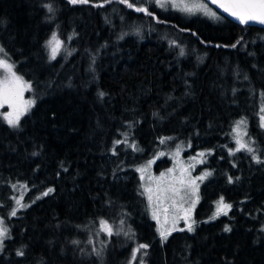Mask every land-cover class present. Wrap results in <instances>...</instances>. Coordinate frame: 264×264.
Returning <instances> with one entry per match:
<instances>
[{
	"label": "trees",
	"instance_id": "16d2710c",
	"mask_svg": "<svg viewBox=\"0 0 264 264\" xmlns=\"http://www.w3.org/2000/svg\"><path fill=\"white\" fill-rule=\"evenodd\" d=\"M129 2L0 0V48L36 96L17 127L0 116V208L15 185L39 196L6 218L0 264H98L97 248L111 264H264V27ZM244 119L252 150L229 153ZM185 143L213 151L196 215L233 205L162 242L137 167Z\"/></svg>",
	"mask_w": 264,
	"mask_h": 264
},
{
	"label": "rangeland",
	"instance_id": "374dc122",
	"mask_svg": "<svg viewBox=\"0 0 264 264\" xmlns=\"http://www.w3.org/2000/svg\"><path fill=\"white\" fill-rule=\"evenodd\" d=\"M147 3H153L157 9L160 10H173L177 11L185 16H207L214 19H217L219 16L216 11L205 1V0H164L162 6L157 5L156 0H140ZM123 6H120L118 3L113 4V8L109 12V14L113 17L115 15V11L117 10L121 14V9ZM212 13L214 15H210ZM54 46V45H53ZM0 59L5 60L8 64L13 66L12 70L14 71V65L12 62L6 60V56L4 55L3 51L0 52ZM15 72V71H14ZM17 75V74H16ZM8 76V73L3 69L0 68V81H4L5 78ZM24 81V80H23ZM25 82V81H24ZM26 83V82H25ZM27 84V83H26ZM29 85V84H28ZM29 88L23 90L22 95L17 97L15 100L16 104H22L23 101H33L35 103L36 96L34 92L31 90V85ZM32 104V106L34 105ZM32 106L30 108H32ZM28 109V111L30 110ZM264 99L259 108V124H262L261 117L264 116ZM12 111L9 108L8 104L5 103L2 107H0V116L4 117V114L7 112ZM27 111V112H28ZM245 120V119H244ZM244 124L239 125V127H235V131L233 132V147L229 150V153H235L237 151H248L250 147L248 141V125L247 120L244 121ZM264 128V127H263ZM237 139H240L241 143L245 145V147L240 148L237 144ZM239 149V150H238ZM203 153V155H199ZM213 154L212 149H202L201 147L192 148L190 144H180L171 148L169 152H163L157 157L153 158L152 162H147L144 165H140L137 167V171L141 180L143 181V188L145 190L148 205H149V212L152 219L156 223L158 236L162 242H164L173 232L179 230L188 231V224L192 225V231L195 229V226L200 221H216L222 215H226L230 208L233 205V202L230 201L228 197H223L224 203L231 205L230 208L225 209L221 214L216 215L217 212V205L220 201L222 196H218L212 202L211 210L206 214L205 217L199 218L196 215V208L200 202V195H201V185L209 178H211L213 174V167H209L208 157ZM167 155L170 158V164L167 168L160 169L157 171L155 168V162L163 156ZM138 169H142L143 171H139ZM205 173H209V175L204 176ZM204 176L203 180L197 179L198 177ZM191 181H195V185L191 183ZM198 186V187H197ZM25 189L20 185L13 186L15 194L13 195V208L10 210H5V202L4 205L0 208V211L6 213V217L0 213V221H3V224H0V227L7 228V220L13 215H11L12 211L15 210L16 212L27 208L33 202H35L39 196L32 197L31 200H26V191L28 187L24 185ZM195 188V195H193V190ZM24 189V190H23ZM149 196H151V201L149 200ZM20 200V204H17L16 201ZM193 201H195V205L193 206ZM1 206V202H0ZM167 209V212H165ZM190 209V212L187 213L188 219L187 223L185 222V214L186 210ZM226 212V214H224ZM153 213L156 214V217L159 220L153 218ZM215 217V218H213ZM173 219H175V227L173 229ZM162 229H170L171 231L167 235L166 239H162L160 236V230ZM124 232V231H118ZM8 233V232H7ZM105 235H108L106 232ZM0 238V244L4 242V239ZM87 240L92 239L93 243H97L100 239V233L98 232L97 235H85L79 236L76 243H73V246H81L86 247L87 245L84 244L85 239ZM92 243V244H93ZM104 245H107L105 243ZM97 248V247H96ZM103 249V248H102ZM102 249H98L99 255L97 256V263L98 264H111L112 263V256L109 253L108 256L102 254Z\"/></svg>",
	"mask_w": 264,
	"mask_h": 264
},
{
	"label": "snow or ice",
	"instance_id": "6c2138e0",
	"mask_svg": "<svg viewBox=\"0 0 264 264\" xmlns=\"http://www.w3.org/2000/svg\"><path fill=\"white\" fill-rule=\"evenodd\" d=\"M71 3H87L88 0H70ZM120 3L125 4L128 8H133L134 4L130 3L129 0H119ZM157 5L162 6L164 3V0H156ZM213 3H216L218 7L222 8L225 12H228L231 16L236 17L240 23L244 24L249 21H257L260 24H264V0H213ZM48 7V10L51 12V6L46 5ZM136 12H147V9L145 7H135ZM150 14V13H149ZM210 15H214L212 13H209ZM49 46H51V58H55L57 55V52L60 49L61 41L57 39L56 34L53 33L52 39L48 41ZM54 45V46H53ZM235 47V45H233ZM3 49L0 48V52H2ZM0 68H3L7 73L8 76L5 78L4 81H0V107H2L5 103L8 104L9 108L12 109V111L7 112L4 114V120L7 122V124L10 127H17L19 125L21 117L28 111V109L32 106L34 103L33 101H23L22 104H16L15 100L17 97L22 95V92L24 89L29 88L30 86L26 84L22 77L16 75V73L12 70L13 66L11 64H8L5 60L0 59ZM103 95V93H101ZM264 111V109H262ZM262 124L261 126L264 127V116L261 117ZM244 121L237 122V127L239 125L244 124ZM236 129H234L235 131ZM163 143V141H161ZM237 144L240 146V148L245 147L244 144L241 143L240 139H237ZM239 150V149H238ZM248 151H251V149H248ZM199 155H203V153H200ZM139 171H143L142 169H138ZM209 175V173H205L204 176ZM204 176L198 177L197 179L203 180ZM193 185H195V181H191ZM198 187V186H197ZM49 192L52 191V189L48 190ZM44 195H47V193H44ZM193 195H195V188L193 190ZM149 200L151 201V196H149ZM17 204H20V200L16 201ZM193 206L195 205V201L192 202ZM231 205H228L224 203L223 197H221L220 201L217 205V212L216 215L221 214L225 209L230 208ZM165 212H167V209H165ZM190 212V209L186 210L185 214V222L187 223L188 215L187 213ZM226 214V212H224ZM11 215L15 216L16 211L13 210ZM153 218L157 219V222L159 223L158 218L156 217V214L153 213ZM215 218V217H213ZM0 224H3V221H0ZM101 231L107 232L109 235L112 234L111 227L107 224L106 221L101 220ZM175 227V219H173V229ZM192 225L188 224V231H192ZM225 231H229L230 229L225 227ZM171 230L170 229H162L160 230V236L162 239H166L167 235L169 234ZM8 232L7 228L0 227V238H3L6 236ZM73 243H76L73 241ZM2 246V245H0ZM147 245H140L139 248H146ZM137 250L133 251V258L135 259V253ZM18 256H22L23 252L17 251L16 253Z\"/></svg>",
	"mask_w": 264,
	"mask_h": 264
},
{
	"label": "water",
	"instance_id": "95a60500",
	"mask_svg": "<svg viewBox=\"0 0 264 264\" xmlns=\"http://www.w3.org/2000/svg\"><path fill=\"white\" fill-rule=\"evenodd\" d=\"M215 11H217L218 13H220L221 15H223L224 17L230 19L231 21L237 23V24H241V25H257L259 27H264V24H260L259 22L257 21H249L247 23H240V21L236 18V17H233L231 16L228 12H225L222 8L218 7V5L216 3H213V0H205ZM203 45L205 46H217L216 43H210V42H202Z\"/></svg>",
	"mask_w": 264,
	"mask_h": 264
},
{
	"label": "flooded vegetation",
	"instance_id": "af4514ba",
	"mask_svg": "<svg viewBox=\"0 0 264 264\" xmlns=\"http://www.w3.org/2000/svg\"><path fill=\"white\" fill-rule=\"evenodd\" d=\"M18 258H20V256H18Z\"/></svg>",
	"mask_w": 264,
	"mask_h": 264
}]
</instances>
